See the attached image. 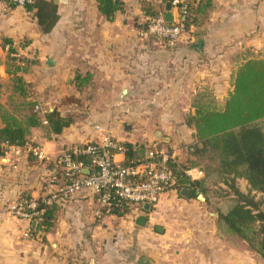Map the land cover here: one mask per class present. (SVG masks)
Segmentation results:
<instances>
[{"label": "crops", "instance_id": "1", "mask_svg": "<svg viewBox=\"0 0 264 264\" xmlns=\"http://www.w3.org/2000/svg\"><path fill=\"white\" fill-rule=\"evenodd\" d=\"M53 1L59 20L50 33L42 31L34 10L0 1L1 104L14 109L20 100L6 72L4 40L10 39L13 55L28 61L22 75L29 99L73 118L59 135L45 127L31 130L27 144L44 148L46 164L26 145L19 154L1 145L0 264H140L143 258L151 264H264L245 241L219 227L213 202L203 195L165 194L156 209L143 212L145 226L133 215L102 210L98 217L100 205L90 191L53 200L58 210L48 231L11 211L24 195L42 199L53 162L67 147L99 142L104 132L98 125L119 143H156L185 163L195 135L187 119L197 98L223 107L239 67L264 58V0H214L208 17L173 48L139 35L147 11H160L161 0H123L114 21L96 0ZM170 13L174 19L173 7ZM77 74L90 77L81 88ZM69 97L75 101L65 103Z\"/></svg>", "mask_w": 264, "mask_h": 264}, {"label": "trees", "instance_id": "2", "mask_svg": "<svg viewBox=\"0 0 264 264\" xmlns=\"http://www.w3.org/2000/svg\"><path fill=\"white\" fill-rule=\"evenodd\" d=\"M101 14L108 21H114L118 13L124 11L123 0H96ZM174 0H161V10L150 9L148 18L164 12L166 3ZM214 7V0H188L186 32L197 27L208 17ZM35 11L38 25L44 33H50L59 20L58 6L53 0H35L25 7ZM145 22L143 29L146 28ZM9 45L6 55V72L19 101L14 109L5 107L0 102V155L2 146L22 147L28 143L31 130L45 127L47 132L59 135L73 123L71 116H63L57 109L47 110L43 116L34 110L36 103L30 100L28 85L23 75L28 72V61L13 54L10 39L4 40ZM90 77L77 74V86H85ZM75 101L74 97L64 100ZM195 114L187 119V125L195 129L194 142L189 145V159L179 164L170 161V166L177 179L178 192L189 189V197L203 195L207 203L214 197L210 193V184L223 183L226 200L213 202L218 213L217 223L229 236L245 241L249 247L264 259V205L263 199H256L255 194L264 196V58H252L239 67L235 75L233 90L225 105L219 107L197 98ZM43 118L47 121L45 124ZM124 148V163L129 164L135 158L143 157L148 146L121 143ZM209 156L215 167H207L204 176L197 181H190L184 171L198 166L197 158ZM244 179L249 185L247 192L238 186V180ZM63 197V196H62ZM31 199L24 195L20 200ZM37 210L42 211L37 230H50L56 220L58 206L55 202L47 203L37 199ZM134 206L125 203H113L110 213L118 216L133 215Z\"/></svg>", "mask_w": 264, "mask_h": 264}, {"label": "built area", "instance_id": "3", "mask_svg": "<svg viewBox=\"0 0 264 264\" xmlns=\"http://www.w3.org/2000/svg\"><path fill=\"white\" fill-rule=\"evenodd\" d=\"M3 3L24 8L35 0H0ZM172 7L175 18L170 22L165 12L147 18L146 28L139 31L144 38L153 37L161 45L168 48L176 46L186 34V17L188 0H174ZM34 111L43 116L46 112L40 104H36ZM43 122L47 121L43 118ZM96 129L104 132L99 142L67 147L53 162L54 168L48 171L43 189L48 192L42 200L52 203L60 196H73L81 191L93 193L100 205L97 216L102 210L110 211L113 203H125L134 206L133 216L143 213V205L148 203L156 209L162 197L170 192L178 191L177 179L170 166V161H176L173 154L166 147L152 143L147 147L143 157H138L125 164L115 156L123 155L124 148L109 132L100 125ZM25 146V145H24ZM11 147L17 154L19 146ZM27 150L34 155L40 164L50 162L44 148L39 144H26ZM184 174L190 181H197L204 176V171L198 166L189 168ZM36 199L19 200L12 205L14 216L29 222H38L42 211L37 210Z\"/></svg>", "mask_w": 264, "mask_h": 264}, {"label": "rangeland", "instance_id": "4", "mask_svg": "<svg viewBox=\"0 0 264 264\" xmlns=\"http://www.w3.org/2000/svg\"><path fill=\"white\" fill-rule=\"evenodd\" d=\"M209 97L210 96L208 95V98ZM205 100H207V98H205ZM197 159H198V162H199L198 167L201 168L204 171H205V169L207 167H211V168L215 167V163L209 159L208 155L203 157V158H197ZM238 186L240 187V189L243 192H247L248 189H249V185H248L247 181L244 180V179H239L238 180ZM224 189L227 190L226 186L223 183H216V184L212 183V184H210V193L214 197L213 202H215V203L222 202L223 203L227 199L226 196H225V193L223 192ZM253 194H255L256 199H259V200L263 199L264 200V196L261 193L253 192ZM261 208L264 210V205H262Z\"/></svg>", "mask_w": 264, "mask_h": 264}, {"label": "water", "instance_id": "5", "mask_svg": "<svg viewBox=\"0 0 264 264\" xmlns=\"http://www.w3.org/2000/svg\"><path fill=\"white\" fill-rule=\"evenodd\" d=\"M171 8H172V3L171 2L166 3V5H165V11H166L165 17H166L167 21H170V22L173 20L172 14L170 13ZM157 138L158 139L160 138L159 132L157 133ZM180 193L182 196L187 197L189 195V189L184 188L180 191ZM150 210H151L150 204L146 203L143 205V211L145 213H148ZM147 220H148V217L146 214H144V213L140 214L136 217V224L139 226H145L147 223ZM34 223H36V221H34ZM140 264H151V261L147 258H143V259H141Z\"/></svg>", "mask_w": 264, "mask_h": 264}]
</instances>
